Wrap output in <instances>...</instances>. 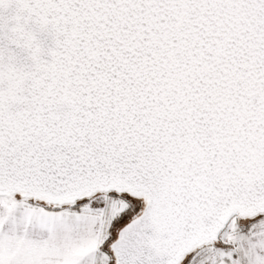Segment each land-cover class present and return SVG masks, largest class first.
<instances>
[{"label": "snow or ice", "instance_id": "6c2138e0", "mask_svg": "<svg viewBox=\"0 0 264 264\" xmlns=\"http://www.w3.org/2000/svg\"><path fill=\"white\" fill-rule=\"evenodd\" d=\"M0 264H264V0H0Z\"/></svg>", "mask_w": 264, "mask_h": 264}]
</instances>
